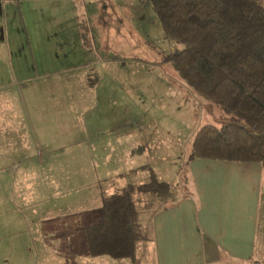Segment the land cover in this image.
I'll return each mask as SVG.
<instances>
[{
	"label": "rangeland",
	"instance_id": "obj_1",
	"mask_svg": "<svg viewBox=\"0 0 264 264\" xmlns=\"http://www.w3.org/2000/svg\"><path fill=\"white\" fill-rule=\"evenodd\" d=\"M259 4L264 7V0ZM0 28V94L12 91V106L21 117L20 87L32 88L22 96L26 130L38 137L27 157L12 159L22 161L21 172L15 189L0 190V231L13 232L8 217L21 216L28 224L40 216L79 217L77 210L98 203L100 190L111 194L113 186L147 183L154 174L170 190L161 201L141 196L139 221L147 238L161 202L193 193L186 167L195 131L230 118L163 60L182 46L164 38L148 0H0ZM26 74L34 75L29 82L22 79ZM135 140L147 141L144 152L141 146L131 149ZM83 152L92 158L78 157ZM261 191L264 237V176ZM73 234L85 262L84 235ZM24 238L15 231L0 235V256L11 264L44 263L34 248L22 252ZM135 261L152 263L147 256L135 255ZM220 261L213 264H238Z\"/></svg>",
	"mask_w": 264,
	"mask_h": 264
},
{
	"label": "trees",
	"instance_id": "obj_2",
	"mask_svg": "<svg viewBox=\"0 0 264 264\" xmlns=\"http://www.w3.org/2000/svg\"><path fill=\"white\" fill-rule=\"evenodd\" d=\"M163 36L180 44L167 53L181 78L229 120L194 133L187 160L200 158L264 166V7L260 0H148ZM84 34L83 25L80 27ZM188 163V162H187ZM170 184H126L101 198L103 220L83 227L89 255L128 259L146 237L139 221L143 194L165 198Z\"/></svg>",
	"mask_w": 264,
	"mask_h": 264
},
{
	"label": "crops",
	"instance_id": "obj_3",
	"mask_svg": "<svg viewBox=\"0 0 264 264\" xmlns=\"http://www.w3.org/2000/svg\"><path fill=\"white\" fill-rule=\"evenodd\" d=\"M0 30L3 31L1 28ZM33 76L26 74L22 79L29 82ZM20 88L21 117L15 112V106H12V91L7 92V95L5 91L3 95L0 94V190L4 192L15 189L17 184L13 181H16V175L21 172L22 161L12 159L27 157L29 149L36 145L38 140V137L26 130L27 114L22 97L25 91L32 88L26 85ZM33 90L37 92L38 89ZM21 125V130L12 131V127ZM146 143L147 141L135 140L131 149L141 146L144 152ZM77 155L83 159L92 158L90 152ZM112 155L111 151L107 153L108 158ZM186 168L193 193L180 195L172 202H161L159 209L152 213L154 225L151 235L136 247V258L147 256L151 264H213L221 262L222 258L238 264H264V237H260L262 227L259 216L262 208L261 185L264 166L259 163L196 158L190 160ZM112 171L116 175L120 174L118 170ZM124 185L113 186L110 191L115 192ZM103 195L109 194L100 190L95 206L90 204L84 206L82 211L77 210L79 217L71 215L70 219H67L61 214L40 216L28 224V221L19 218L21 216H10L11 220L8 217L5 223H13L12 228H9L13 229V232L8 230V234L15 231L20 237H26L22 252L26 254L34 248L37 255H44V263L40 264H118L116 259L108 256H90L87 245L88 257L86 256L84 262L74 244V231H80L84 235L83 227L95 223L97 216L102 217ZM149 196L151 197L148 198H154L156 201L163 200L158 196ZM8 200L12 204L11 199ZM93 208L95 209L92 214ZM11 211L10 206L9 212ZM8 234L0 231L2 237ZM15 246L21 252L20 243ZM5 257L0 256V264H11ZM126 260L125 264H128L129 260ZM34 262L30 260L24 264ZM134 264H137L136 261Z\"/></svg>",
	"mask_w": 264,
	"mask_h": 264
}]
</instances>
